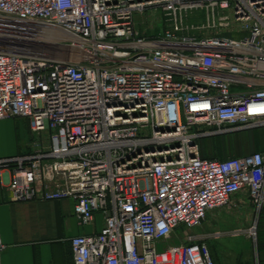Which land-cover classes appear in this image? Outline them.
<instances>
[{
  "label": "built area",
  "instance_id": "2783aa9c",
  "mask_svg": "<svg viewBox=\"0 0 264 264\" xmlns=\"http://www.w3.org/2000/svg\"><path fill=\"white\" fill-rule=\"evenodd\" d=\"M155 13L166 28L146 36ZM5 119L32 136L0 159L11 201L104 216L71 239L74 264H215L207 240L231 234L192 230L240 196L264 208V149L201 156L207 139L264 128V0H0Z\"/></svg>",
  "mask_w": 264,
  "mask_h": 264
},
{
  "label": "crops",
  "instance_id": "0c3cea01",
  "mask_svg": "<svg viewBox=\"0 0 264 264\" xmlns=\"http://www.w3.org/2000/svg\"><path fill=\"white\" fill-rule=\"evenodd\" d=\"M16 122L18 126L14 128L11 120L0 121L6 123V127L0 126V159L31 150L28 120ZM11 179V170L0 169V236L6 247L1 264H74L71 239L99 232L105 224L104 216L97 214L92 223L82 224L75 216L71 199L11 201ZM239 199V204L249 202L244 196Z\"/></svg>",
  "mask_w": 264,
  "mask_h": 264
},
{
  "label": "rangeland",
  "instance_id": "374dc122",
  "mask_svg": "<svg viewBox=\"0 0 264 264\" xmlns=\"http://www.w3.org/2000/svg\"><path fill=\"white\" fill-rule=\"evenodd\" d=\"M148 20L152 23V29L142 28L141 30L146 36H154L166 28L160 13L150 14ZM187 22L189 25L195 26L204 24L206 22L205 12L199 10L189 14ZM193 33L203 35V32L198 30ZM234 37L239 38L240 36L235 35ZM5 120H11L12 126L16 128L18 126L16 121L22 119ZM5 120H1V122ZM0 126L6 127V123H0ZM5 129L6 132H9L8 127ZM251 140H253V146ZM261 140L263 143L264 128H256L244 134L217 141L215 146L221 145L224 148L220 157H237L264 149V143L261 144ZM211 142L212 138L205 140L207 146H210ZM238 204L217 210L207 217L201 228L192 231L199 234H211L214 231L231 234L218 240H207V245L216 264H264V250H261V246L264 245V208L258 213L247 201ZM253 228L256 230L255 238L250 233ZM183 230L184 228H180L176 231L180 238H183ZM237 231L240 235L233 237V233ZM180 242L181 240L174 236L170 238L171 244Z\"/></svg>",
  "mask_w": 264,
  "mask_h": 264
},
{
  "label": "trees",
  "instance_id": "16d2710c",
  "mask_svg": "<svg viewBox=\"0 0 264 264\" xmlns=\"http://www.w3.org/2000/svg\"><path fill=\"white\" fill-rule=\"evenodd\" d=\"M239 135V134H238ZM234 136V135H233ZM233 136H229V137H220V138H215V139H212V142L210 144V146H207V144L205 143V141L202 142V146H201V156L203 158H211V159H225V158H222L220 157V154H222L224 151L220 146H215L217 144V141H222V140H225V139H229ZM236 136V135H235ZM253 140H251V145L253 146ZM264 148V147H263ZM263 150V149H261ZM223 151V152H222ZM260 151V150H259ZM245 155V154H244ZM242 156V155H241ZM239 157V156H237ZM263 210V209H262ZM264 250V245L261 246V250Z\"/></svg>",
  "mask_w": 264,
  "mask_h": 264
}]
</instances>
